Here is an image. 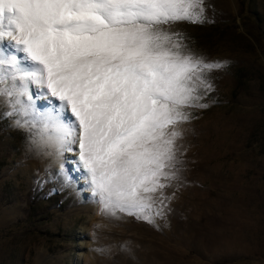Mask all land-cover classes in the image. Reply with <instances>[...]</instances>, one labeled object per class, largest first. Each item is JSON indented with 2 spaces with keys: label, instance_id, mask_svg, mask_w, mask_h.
Returning <instances> with one entry per match:
<instances>
[{
  "label": "rangeland",
  "instance_id": "374dc122",
  "mask_svg": "<svg viewBox=\"0 0 264 264\" xmlns=\"http://www.w3.org/2000/svg\"><path fill=\"white\" fill-rule=\"evenodd\" d=\"M205 17L164 26L224 67L207 74V106L187 108L178 127L177 179L156 194L163 214L148 223L102 213L73 170L78 145L64 153L66 186L56 148L3 116L0 264H264V0H205Z\"/></svg>",
  "mask_w": 264,
  "mask_h": 264
},
{
  "label": "snow or ice",
  "instance_id": "6c2138e0",
  "mask_svg": "<svg viewBox=\"0 0 264 264\" xmlns=\"http://www.w3.org/2000/svg\"><path fill=\"white\" fill-rule=\"evenodd\" d=\"M205 18V0H0V118L56 148L66 186L64 153L78 145L73 170L101 212L152 223L156 194L177 179L186 109L207 106V74L224 67L164 26Z\"/></svg>",
  "mask_w": 264,
  "mask_h": 264
}]
</instances>
